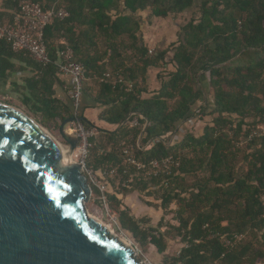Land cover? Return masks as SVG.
Listing matches in <instances>:
<instances>
[{
    "label": "trees",
    "instance_id": "obj_1",
    "mask_svg": "<svg viewBox=\"0 0 264 264\" xmlns=\"http://www.w3.org/2000/svg\"><path fill=\"white\" fill-rule=\"evenodd\" d=\"M19 1L4 2L11 19ZM32 1L44 10L64 9L68 17L45 28L49 65L18 53L34 73L21 103L43 124L59 126L73 118L72 104L56 99L53 89L60 75L56 55L65 47L59 41L64 40L85 78L99 85L100 121L115 127L105 131L81 122L85 130L97 131L88 139L86 168L115 173L105 179L106 203L119 229L158 254L165 253L173 231L184 247L164 264L264 263V0ZM193 8L198 18L181 27L169 63L168 50L148 55L136 36L137 14L149 11L150 17L165 19ZM0 49L12 56L7 42L0 41ZM2 61L0 75L12 70ZM161 64L172 69L160 76L158 92L145 99L146 71ZM105 73L125 83L101 81ZM208 89L211 105L205 99ZM131 115L136 127L130 126ZM197 121L204 123L202 135L186 131L181 141L171 142L180 124ZM122 145H132L133 159L144 164L171 158L170 174L148 176L126 165ZM91 189L98 199V190ZM133 193L143 196L149 208L165 212L175 205L177 225L136 218L123 202Z\"/></svg>",
    "mask_w": 264,
    "mask_h": 264
},
{
    "label": "water",
    "instance_id": "obj_2",
    "mask_svg": "<svg viewBox=\"0 0 264 264\" xmlns=\"http://www.w3.org/2000/svg\"><path fill=\"white\" fill-rule=\"evenodd\" d=\"M73 122L59 126L61 147L0 103V264H140L121 236L86 212L92 189L73 160Z\"/></svg>",
    "mask_w": 264,
    "mask_h": 264
},
{
    "label": "built area",
    "instance_id": "obj_3",
    "mask_svg": "<svg viewBox=\"0 0 264 264\" xmlns=\"http://www.w3.org/2000/svg\"><path fill=\"white\" fill-rule=\"evenodd\" d=\"M68 17V13L64 9H56L54 6L48 10H44L39 4L32 0H20L17 5L16 14L10 22H4L0 19V41L9 44L13 53H25L34 62L42 67H46L51 63L46 45L44 44L45 28L53 21H63ZM148 55H153L152 51H148ZM55 65L60 75L68 78L70 88L68 96L72 104V112L74 122L71 125L72 136L78 140L77 148L73 156V160L82 168L89 186L95 187L99 192L98 200L106 205V193L109 186L105 181L106 178L112 179L114 171H93L86 168L88 158V139L95 135L94 130H85L79 119L80 100L83 95V83L85 80L84 68L80 63L75 61L72 49L65 46L58 51ZM101 81H107L111 85L125 83L121 76L112 77L109 73L103 75ZM127 90H131L132 84L127 83ZM133 119L130 122L131 127L138 125L135 115H131ZM120 150L124 156L125 164L133 167L136 171L145 173L148 176H167L170 174L173 161L166 158L161 161H150L148 164L135 161L132 157V145H122ZM264 206V196L261 198ZM116 224V219H114ZM240 240L241 237H236ZM225 246L229 245L228 241L224 242Z\"/></svg>",
    "mask_w": 264,
    "mask_h": 264
},
{
    "label": "crops",
    "instance_id": "obj_4",
    "mask_svg": "<svg viewBox=\"0 0 264 264\" xmlns=\"http://www.w3.org/2000/svg\"><path fill=\"white\" fill-rule=\"evenodd\" d=\"M4 2L5 0H0L1 19L4 22H10L12 11H8L4 7ZM195 11L196 8H193L192 10H189L177 17L172 16L165 19L150 17L149 13H138L137 16L140 20V28L136 36L139 44L144 46L147 50H154L155 54L168 50L165 61L169 63L173 56L172 47L177 46L178 43L180 35L179 30L185 25L184 23L186 21L191 19L192 16H194V18H198V15H193ZM181 19L183 21H181ZM59 44L67 46L64 40H60ZM125 46L122 48H126ZM1 51L2 49H0L1 61L3 60L2 62L5 65H10L12 70H5L3 75H0V103L10 105L8 104L9 102H15L28 110V108L22 105L21 100L24 96H28L29 94L26 82L34 76L32 67L27 65L19 54L12 53V56L9 57L7 54L2 55ZM131 51L132 50H127L125 54L127 53V55H130ZM171 69L172 66L170 64H161L158 67H150L147 69L144 84L146 93L143 94V98L147 99L158 92L160 88V76ZM83 87V95L79 106V116L81 115L82 118L95 128L105 131H114V126H110L99 119L104 108L96 102V97L99 94L98 83L95 80L85 78ZM69 88L70 83L68 78L63 75H59L54 83V97L71 106V101L68 96ZM207 122H209V120ZM203 125L204 123L202 124V131ZM181 126L182 124L178 126L176 132L181 129ZM69 130L70 135H72L70 128ZM137 200L138 197L135 193L124 198L125 206H127L131 212L135 214L134 215L132 213L136 218H138L136 213L141 209L149 211V207L145 205L143 206V204ZM144 216L146 217V215H142V217Z\"/></svg>",
    "mask_w": 264,
    "mask_h": 264
},
{
    "label": "rangeland",
    "instance_id": "obj_5",
    "mask_svg": "<svg viewBox=\"0 0 264 264\" xmlns=\"http://www.w3.org/2000/svg\"><path fill=\"white\" fill-rule=\"evenodd\" d=\"M148 13H150V12L149 11L142 12V14H148ZM192 17L194 18V16H192ZM181 21H183V20L181 19ZM150 51H152L154 53V50H150ZM207 82H208V79H206L204 81L206 86H207ZM205 95H206L205 99H206L207 103H209L211 105L212 104V93H211V91L208 89L207 94H205ZM8 104H10V105H7V106H10V107L18 110L19 112L23 113L24 115L28 116L41 129H43L45 133L51 134L52 139H54L57 143H59L61 147H65V144L62 142V140L58 134V129H59L60 125L57 126L53 123L43 124L39 117L32 114L29 110L25 109L20 104L15 103V102H9ZM208 120L210 121L209 117H206L204 119L205 122H207ZM202 124H203V122L200 123L198 121L196 123L194 122L193 124H192V122L187 123L186 125L183 124L181 126V129H179L178 132H175V134L172 136L171 142L177 143V142L181 141L182 138L184 137V134L186 131H191L193 133H196L197 135H201L202 134ZM69 128L70 129L72 128L71 125H69ZM92 130L95 131V135H96L97 134L96 129H92ZM187 181H188L187 183L189 184L192 180H187ZM135 194H137V193H135ZM137 197H138L137 201L142 203L144 206L143 202L147 201V200L143 196H140L139 194H137ZM137 201H135V202H137ZM148 209H149V211L142 210V209L140 211H138L136 213L138 215V218H143L142 215H146V217H148V219H150L152 225H156L161 220H163V225H166V224L177 225V223L175 221H173V217H174L173 213L176 210L175 205L171 204V206L165 212L161 211L160 209L154 208V207H151ZM143 211H145V212H143ZM86 212L91 218L106 224L108 230L113 235L121 236L123 241L135 251V259L140 264H164L166 257L177 255L178 252L184 247V244L181 243L180 238L175 237L174 232L171 231L170 229H169V231L171 234H169L168 247H167L164 254H158L156 249L151 245L141 246L129 234H127V233H125L119 229V226L117 223V216H116L115 212L111 210V208L109 207V205L107 203L105 206L103 204H100L98 199H97V196L94 195L93 193L91 195L90 201L86 204ZM114 219H116V224L114 223ZM165 230L166 229L163 228V231H165ZM262 264H264V263H262Z\"/></svg>",
    "mask_w": 264,
    "mask_h": 264
},
{
    "label": "bare ground",
    "instance_id": "obj_6",
    "mask_svg": "<svg viewBox=\"0 0 264 264\" xmlns=\"http://www.w3.org/2000/svg\"><path fill=\"white\" fill-rule=\"evenodd\" d=\"M69 160L71 161V158L69 157ZM124 242V241H123ZM125 243V242H124ZM126 244V243H125ZM127 245V244H126ZM129 246V245H128Z\"/></svg>",
    "mask_w": 264,
    "mask_h": 264
}]
</instances>
